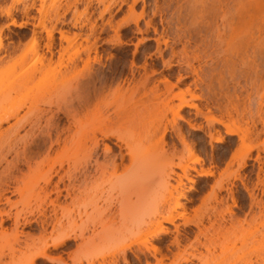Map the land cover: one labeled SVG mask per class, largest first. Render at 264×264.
I'll use <instances>...</instances> for the list:
<instances>
[{
	"label": "rangeland",
	"instance_id": "1",
	"mask_svg": "<svg viewBox=\"0 0 264 264\" xmlns=\"http://www.w3.org/2000/svg\"><path fill=\"white\" fill-rule=\"evenodd\" d=\"M168 1L169 0H0V114L16 111V117H10L8 118V122L1 123L0 131L8 132L7 129H9V126H13L17 119H22L23 121L21 122L22 127L16 130L18 135L17 138L13 136L8 137L11 141L7 138L10 134V129L7 136L4 135L6 132H2V136L0 135V179L3 178L1 175H4L6 171L11 175L7 176L8 174L6 173L7 175L5 174L4 177H11L14 174V179L16 178V181L13 180V182L10 180L8 182L9 185H11L8 187L10 191H4L3 196L6 195L0 197L2 199H0V211L3 212L2 214L0 213V264H27L33 253L38 251L44 244H48L47 252L49 257H51V261L38 258L34 264H264L262 260L264 258V225L261 226L262 222L264 224V60L259 57V59L256 58L255 70L258 74H253L254 72L251 71L248 74V79L245 78L248 75L246 76L243 73H240V75L238 72L237 74L232 73L229 71V68L223 65L222 68L220 66L222 62L219 63V65L217 62H213V64L218 66L210 63L215 69H228V73H225L227 71L224 69L225 72H222V74H225L222 76L216 72L213 73V77L203 74L209 62H206V65L203 64L205 61L204 59L194 61L190 58L188 60H192L191 64L188 60L186 61L183 59L185 63H189L187 65L191 69L187 67L189 69L188 71L184 62H178V59L180 61L183 58L180 57V54L182 53L181 47L184 44L182 43L184 39L180 38L177 40L178 38L175 36L176 27L175 24H173L175 14L173 13V4H169ZM172 17H174V19ZM12 20L17 23H22V25H10L9 22ZM86 56L87 58L90 56L88 59L89 61L86 60L88 66L85 64ZM37 58H40V62ZM200 62L203 65L198 66ZM236 62L238 66L234 63L236 65L235 69L236 67L238 69L242 67L246 68L245 66L247 63L242 61H240L241 63L238 61ZM46 64L47 66H45ZM209 64L208 66H210ZM231 64L232 63H230V66ZM189 65H195L194 68L196 71L198 70L197 73L203 72V75L199 74L197 77V73H192V66ZM41 66L46 69L40 68ZM129 67L130 69L135 68V70L131 69L130 72ZM199 67H202L201 70L197 69ZM34 69H36V71ZM202 69L204 70L202 71ZM27 70H29V72H27ZM33 70L35 81H27L32 75L31 73ZM190 71L192 74H190ZM26 73L31 74L29 78L27 77V84L24 79ZM143 74H145L147 78L145 76L141 79L140 76ZM242 74L247 80H244ZM36 75L38 77H36ZM62 75L64 77H62ZM205 75L206 77H202ZM41 77L43 80L41 79L42 81H38ZM126 77L127 83H124L122 79H126ZM129 78L134 81L139 78L141 80L145 78L148 79L147 81L150 80L147 82L149 84L146 85L147 94L149 93L147 92L148 87L150 88L149 91L151 88H157L158 86L159 89L164 91L165 89L162 87L163 84H161V81L166 78L168 82L170 80L172 83L171 85L175 83V85L178 86L176 87L174 85L175 87L172 86L171 88H174L173 90L176 92H179L177 91L178 88V90H183L186 94L192 90L191 93H195L194 95L198 96H195L196 98L192 100L194 104H196L195 107L198 109L195 107H182V110L176 109V103H178V101L175 99L172 100V103L175 105L171 103V105L175 106L174 110L169 108L171 106L170 104L165 105L162 103L163 101L161 99L158 104L157 102H159V100H155L156 103L152 100L154 105L151 101L147 100V102L150 103H148V106L146 102V107H148L146 108L145 123L146 130L148 131V133L146 131V134L149 137H146V145H148L146 146V153L149 157L154 156L155 159L157 158L154 167L156 169V166H158L157 170L166 169L168 168V164L171 162L173 163L169 165L173 168V171L170 173L171 176L167 183V189L164 187L162 189L157 187L155 185L157 180L154 179L150 185H146V196L148 197L146 201L147 223L143 235H131L124 239L121 238L122 240H120L115 237L112 229H108L102 236L103 240L99 241L100 239H95V243H105L107 244V248L105 250L92 251L90 249H84V240L79 231L81 221L83 220L82 211H84V204L82 203L84 201H82L83 197H81L82 194H80L84 186V181L82 180L83 175L81 174L82 171H72L73 164H77L80 159L79 157L82 156V151L80 152L82 148L79 147V135H76L74 139L75 142L69 140L71 136L68 138L67 142H69V144L66 143L68 146L70 145L68 149H66V145L65 150L62 147L60 148V146H62L61 143L59 147L57 145H53L52 147V149L59 148L58 150L47 151L46 146H48V140L44 138V136L37 134L38 129L35 130L39 128L40 125L38 123L37 125L39 126L34 124L36 127L32 128L33 126H30L29 122L27 123L26 121V118H28L26 114H28L27 110L29 106H31L29 104L32 100V96L34 97L36 93H40L38 94L39 97L41 94L45 96L42 98L44 100L39 99L38 101V106L42 107L41 109L39 108V111L49 107L50 109L46 110H52V112L49 113V111H47L48 114L45 111L44 113L41 112L43 115L38 112L42 115L38 116L46 119L49 114H52L55 118H53V121L55 120L54 122L58 124H54L51 120L50 122L53 124L50 123V129H54L55 126L58 127V125V128H61L63 124L67 125L66 121H68L65 120L68 119L66 113L63 115L61 114L62 112L59 113L63 105V109L65 108L66 110L67 108L72 113L74 111L75 114L76 109L74 108L79 109L80 107V101L77 99L80 95L79 99L82 97V94H80L81 92L84 93L87 90L92 92L94 88L96 89V86L98 87L102 82L107 84L104 85L102 83L104 85L102 86L103 90L106 88L107 91V88H110V92H112L117 85V87H119L121 82H123L122 87H125L124 85L127 84L129 87H132L138 82L136 81L133 85V80ZM31 79L32 77L30 80ZM106 79L108 82H106ZM117 79L118 83L120 82L119 84L115 82ZM193 79H195L194 82L196 83L193 82ZM101 80L103 81L101 82ZM208 80L210 82H208ZM58 81L64 82L58 84ZM91 81L95 85V87L93 85L94 88L92 87ZM128 81L132 84L130 85ZM162 82L164 83V80ZM23 83H25V85ZM63 83L68 84L63 86ZM109 83H112L111 87L108 86ZM83 84H85V86ZM152 84H154V86L158 84V86L154 87ZM206 84L209 85V89L206 87ZM22 85H24V87ZM29 85L31 86L29 87ZM77 86L80 89L77 88ZM81 87H85L86 91H84L85 88ZM102 87L100 89H102ZM188 87L190 90L187 92L186 89ZM111 88H113V90H111ZM125 88H127V86ZM97 89H99V87ZM75 90L78 91L80 95H78ZM161 90H158L159 93ZM41 91L43 92L41 93ZM51 93L52 95H50ZM207 93L212 94V96L213 94L218 95V97L215 95L216 98L213 97L215 100L226 96V101L228 102L226 105H229L225 106L226 101L223 103L225 107H221L222 109L220 107L219 109L216 105H211L214 104L212 102H209V104L211 103L209 105L207 100L204 101L206 95H208ZM220 93L225 96H220ZM61 95H65V99L63 98L64 101L69 102L70 100L69 104L73 103L76 107L71 108L68 103L66 104L62 100L61 97L63 96ZM187 95L186 97L190 98V96ZM47 98L49 100L48 104H46L47 101L45 102ZM209 98L213 99L211 97ZM56 100L58 102L62 100L59 102L61 104L59 105V108H61L60 111L55 110L58 108V102ZM50 102L52 103L51 105ZM56 102L57 106L55 104ZM205 103L208 105L206 106ZM155 104H157V106ZM65 105L67 107H65ZM166 107H168V109ZM63 109L62 111H64ZM111 110L110 108V111ZM177 110L180 116H175ZM69 111L67 112L71 113ZM77 111L78 113L80 112V110ZM45 113L47 114L46 117ZM207 113L208 116L210 115L209 119H207ZM38 116L34 117L37 118ZM79 116L81 115L79 114ZM34 117L31 118L34 120ZM76 117H78V115ZM42 118L40 124L43 129H45L46 126H43V124L45 125V120ZM24 122L27 126L23 124ZM170 123L179 128V136L182 135L184 141L182 144H186V146L181 144L180 139H177L179 137L170 129ZM157 124L161 125L159 126L160 130L163 128V125H168L167 127H169V131L171 132H166L162 142L161 138H159L160 135L157 137V132L160 131H157L156 135L155 132L153 133V129L155 128L153 126ZM42 127H40V129H42ZM72 128L73 131L74 127ZM228 128L229 130H235V133L229 134ZM29 130L31 132L33 131V133L31 134ZM35 131L36 133H34ZM27 132H29L30 135L29 133L27 134ZM149 132H152L153 135ZM208 133L214 137L220 136L222 138L220 139L221 141H212ZM25 135L33 136L31 139L33 138L34 140L31 141L30 137ZM23 136L25 138L27 137L30 140H28V142L32 145L29 144L25 138L20 141L19 137L22 139ZM36 136H40V138L38 139ZM34 137L37 138L39 143H37ZM43 138L47 141L45 140L46 142H44ZM164 139L165 141H163ZM111 140V142L115 141L114 138ZM70 141L75 145L74 147L71 146ZM25 142L29 144V146ZM111 142L108 143L112 147L114 154H117L118 148ZM9 145L13 148H10ZM26 147H29L31 150ZM15 148L23 149L24 152L19 150L21 153L23 152V154L29 151L33 152V149H35L33 153H36V157L35 154L32 156L33 153L31 154L30 152L31 155L29 153L26 154L32 156L28 165H26L24 161L21 162L22 159L20 160L21 156L24 157V155H20V153L17 155V151H15L17 149ZM191 152L193 153L190 154ZM15 155L19 157V159L16 158L14 160L16 157ZM180 156H183L184 159ZM243 157L245 158L244 163L246 162L244 166L243 164L241 165ZM73 158H76L77 161L72 162ZM100 158V160H102V157ZM128 158L127 156V160H124V162H127V165L129 164L128 162H130ZM240 158H242L241 162ZM159 159L160 161L158 162ZM195 160H197V162H194ZM11 161H14L13 164L19 167L15 166L14 169V167H11L14 165L11 164H9L11 165L9 167L8 163H11ZM61 161V165H63L62 169L66 171L70 170V172H68L70 177L68 178L66 176L64 178V183L72 184L70 188H72V191L74 190L72 192L74 195L71 194V197H66L65 200L62 198L63 196H61L58 204L62 207V210L64 209V212L69 210V216L72 217L68 218L65 216L67 213H62L64 215L63 217L61 214V207H59L57 208L56 216L57 218L58 215L59 218L62 216L60 219V226L58 221V225L56 223L54 224V222L52 223L55 225L54 227L59 226L57 227L58 230L57 228L54 229L52 224H49L48 227H46V232H40L42 229L40 225L38 226V224H40L39 222H32L30 225L31 227L24 226L21 223L15 228V225H13L15 220H12L15 214H17V216L19 214L23 217L29 214L32 218H38V220H40L42 216L38 211H41V209L42 211L46 210V215L52 212L49 211L51 210V206L46 204L47 200L45 197L42 198L41 196L43 200H46L44 201L45 205H47L46 207L38 194H43V196H45L43 192L45 184L43 181L50 172L54 173V171H56L55 169L59 172L63 171L60 167L58 169V164L60 166L59 162ZM179 161L182 164L194 167L197 172H195L194 169L190 170L191 167H188L189 169L187 172L189 173H187V176L191 181L189 179L187 180V177L186 179L183 177L182 185H180L181 188H178L181 194H176L174 190L169 194V190L172 189L173 185H176L175 180L177 176L182 173L181 168L179 169V167L173 166L175 162ZM30 162L31 167L29 166ZM124 162H122L119 168H121ZM238 162L240 165H238ZM70 165H72V168ZM165 166L167 167L165 168ZM17 167L18 169H16ZM8 168L11 169L12 173L10 170L8 171ZM78 169H80V166ZM155 169L153 171H155ZM203 169L210 174L202 176L201 172ZM49 170L50 172L48 173ZM65 170L63 172H65ZM118 170L120 171V169ZM198 172L201 173V176ZM46 173H48V175ZM171 177H173V179H171ZM53 180L55 181L56 177H53ZM148 180L147 182L151 181ZM132 181L134 180H131L129 183H132ZM35 183L38 184L34 185ZM219 184L224 188L219 186L221 190L218 189L217 187ZM38 185L44 187H41L42 189L40 188L39 191ZM119 185L118 188L116 187L118 190L114 189L113 192L111 191L113 195L119 194L120 189L126 186V188L124 187L122 189V194H131L132 196H129L133 198L132 200L135 199L136 196L130 193L134 185L128 186L127 183H124L120 188ZM3 186L1 185L2 188ZM12 186H19L20 192L21 190L22 192L9 193L11 189H14ZM30 188L31 191H29ZM115 190L118 192L115 193ZM162 193L163 196L160 195ZM182 194H184V197H181ZM35 195L37 197H35ZM230 195L231 198L235 200L231 199L229 197ZM249 195H251L252 198H250L251 196ZM6 196H8L9 204L6 202ZM116 196L118 200L120 196ZM155 197L158 199L156 200ZM161 197H163V199H161ZM4 199L5 203L3 201ZM113 199L115 198L113 197ZM116 199L114 200L115 202H106L111 212L107 209L106 203L103 205V207L106 206L103 208L105 211L103 213L104 216H106V210L109 212L107 214L108 216L116 215L114 211H117L118 205L116 206V204H119ZM176 199L183 207H174ZM157 203H159V205ZM37 204L38 206L41 204V209H38L40 207H38ZM45 208L49 209L47 210ZM155 209L161 212L160 216H166L169 212L174 214L175 219L173 224L164 223L162 221L163 216L154 218L151 214H153L152 212L153 210L155 211ZM30 210H33V212ZM29 211L30 213L32 212V215ZM38 213L40 215H38ZM137 213H135V215H137ZM80 214L81 216H79ZM179 214H182L183 217H180ZM33 215H35V217ZM49 215L52 214L50 213ZM30 216L27 217L30 218ZM156 219L157 223L155 222ZM160 221L161 225L159 224ZM195 221H200L198 226L200 229L197 228L195 224L193 225ZM164 226L169 232L165 235L160 234L154 236L155 233ZM13 227L15 230L18 229L17 233L13 230ZM49 227L53 228L52 232H50L51 234L49 233ZM175 229H177V231ZM68 230L74 231V235H72L73 233L70 231L71 234H69L71 237L63 246L55 249L53 247L51 248L49 244L59 239L60 236L63 235L65 231L68 232ZM21 231L22 233H20ZM173 237H178V244L172 243L175 239H173ZM132 241H134V246H132V248L137 244L139 247L142 246L141 248L143 249V244L140 245V243L143 242L144 245H146V249H141V251L137 246V248L135 247L129 251H125L124 254L122 251L118 250L120 243H130ZM150 244L157 246L158 250L153 252ZM147 247H150L151 250L150 248L147 249ZM260 252L261 255L259 254ZM258 255L263 258L261 259Z\"/></svg>",
	"mask_w": 264,
	"mask_h": 264
},
{
	"label": "bare ground",
	"instance_id": "2",
	"mask_svg": "<svg viewBox=\"0 0 264 264\" xmlns=\"http://www.w3.org/2000/svg\"><path fill=\"white\" fill-rule=\"evenodd\" d=\"M168 3L173 4V13L175 14V20H174L175 22L173 21V24H175V27H176V30L174 29L176 32V33L174 32L175 36L178 38L177 40H179L180 38L184 39V41H182V43H184L183 46L181 43L182 53L180 54L181 55L180 57H183V58L181 59L180 57H178L181 59L180 61L178 59V62H184L183 59H185L187 61L190 58L194 61L195 60L200 61V60L204 59L205 61L203 64H205L206 62L209 61L208 64L210 62L212 64H213V62H215V63L217 62L219 65V63L222 62L223 64L221 63L220 66L222 68H223V66L229 68V71L232 73L237 74V72H238V74L243 73L247 76L252 71V72H254L253 74H256V75L258 74L255 70V67H256L255 61H257L256 58L259 57V58L264 60V0H169ZM172 18L174 19V17H172ZM9 24L13 25V26H21L22 25V23H17L14 20L9 22ZM49 36H50V34H49ZM173 37H174V35H173ZM165 41H166V39H165ZM49 46H50V44H49ZM47 47H48V45H47ZM88 49H90V48H88ZM86 52L88 53L87 49H86ZM87 56L85 59V64H87L88 63L87 61H89L88 59L90 56L88 58H87ZM95 58H96V56H95ZM93 59H94V56H93ZM39 60H40V58L38 59V61ZM192 60L191 61L188 60L190 64L192 63ZM94 61H96V60H94ZM199 61H197V62H199ZM236 61L245 62V63H247L248 66L245 64L246 66L245 65L244 66L246 68L242 67L241 69H238L236 67V69H235V66L237 65ZM131 63H133V62H131ZM189 63H185L186 69L188 71H189V69H191L187 65ZM211 63L209 64L210 66H208V64L206 63L207 68L205 70L202 69V71L204 70V73L201 71L203 74H207L208 76L213 77L214 72H216L217 74H220V76L229 72L228 69H225V68L224 69L227 72H225L224 69L223 70L217 69V68L215 69ZM230 63H232L231 66H230ZM199 64H198V66L203 65V64H201V62ZM41 65H43V64H41ZM213 65H216V64H213ZM218 65H216V66H218ZM45 66H47V64ZM87 66H88V64H87ZM189 66H192V70H191V71H193L192 73L195 72V74H196L198 70L196 71V69L194 68L195 65L194 66L189 65ZM89 67H90V65H89ZM130 67H129V69H130ZM142 67H144V66H142ZM196 67H197V65H196ZM261 67H263V66H261ZM40 68H43L44 70L46 69L45 67H42V66ZM201 68L199 67L197 69L201 70ZM131 69L135 70V68H131ZM131 69H130V72H131ZM34 70L36 71V69H34ZM34 70L32 73L30 72L32 75L30 73H28V74L26 73L27 75L26 74L24 75V76H26V77H24L25 81L27 80V77L29 78V75H31L30 78L32 77V79L30 80V78H29L27 81L34 80V78H35V77H33L34 76ZM37 70H39V69H37ZM191 71H190V74H192ZM263 71H264V69H263ZM27 72H29V70H27ZM185 72H187V71H185ZM222 72H225V73L222 74ZM202 73H199V74H202ZM37 74H39V73H37ZM40 74H41V72H40ZM132 74H133V72H132ZM199 74L197 73V77L199 76ZM243 74H242V77L244 78L245 76H243ZM145 76L146 75L143 74L142 76H140V78L142 79ZM194 76H196V75H194ZM220 76H218V77H220ZM36 77H38V76L36 75ZM62 77H64V76L62 75ZM202 77H206V75L202 76ZM121 78H118V79H121ZM140 78L138 80H136L138 82L129 78L130 80H133V85L136 82V84L132 87H129L128 84L124 85L125 87L127 86V88L122 87L123 82H121V85H119V87H117L118 85L116 86L114 84L117 88L115 87L114 90H113L114 87L111 88V90H113L112 92H110V90H109L110 88H107L108 90L106 91V88L104 87L105 88L104 90L106 92L109 91L110 93L109 92L106 93L103 90L102 86L107 85L106 83L102 82L103 80H101V82L104 85L102 83L99 84L102 87V89H100L101 87L99 85H98L99 89H97L98 88L97 86L95 89L94 88L95 85L91 81L92 87L94 85V87H93L94 90L93 91L91 90L92 92H89L90 90L86 91L85 87H81V88H85V90L84 89H82V90H84L86 92L80 93V94H82V97L80 99H79V97L81 95L78 93V91L75 90L77 92V94L80 95L77 99L80 101V102L78 101L80 103V107H79V109L74 108V109H76L75 114H74L73 110H72L73 111V113H72L67 108H66V110H65V108L63 109L64 105L62 106V109L66 112L62 111V109L59 108V105H61L59 102L62 101L63 98L65 97V95H61V96H63V97H61L62 100H60L59 102L56 100L58 102V108H56L55 110L60 111V109H61V111L59 113L62 112L61 113L62 115L66 113L67 118H68V119H65V120H68V121H66L67 125L63 124V126L61 125L62 126L61 128H58L59 127V125H58V127L55 126L54 129L53 128L50 129L51 128L50 127V123H51L50 121L51 120L53 121L54 117L52 114L51 115L49 114L50 116L49 115L47 116V114H48L47 111H49V113L52 112V110L51 111L46 110V109H50L49 107L46 108L45 110L43 109L42 111H39V108L41 109L42 107L38 106V101H39V99H42L45 95L42 96V94H41L39 97L38 94H40V93H38V94L36 93V96L35 95H34V97L32 96V98H31L32 100L30 101V104H29V105H31V106H29L30 111H29V109L27 110L28 111L27 113L30 115L26 114V116H28V118H26V121H27V123L29 122L30 126H33L32 128H35L37 123L40 125V127H42L40 124L41 123L40 120H41V118H42L41 116L43 114L41 112H43V113H44V111L47 112V114L45 113L46 114L45 117L47 116L46 119L44 117L42 118L45 120V121L43 120L45 125L43 124V121H42L43 126H46L45 129H43V127H42V129H40V127L35 129V130L38 129V131H39V133L37 131V134H39L40 136L41 135L44 136V138H46L48 140V146H46L47 151L56 150V149L58 150L59 148L52 149V147H53V145L54 146L57 145L59 147V145L61 143H62V146H60V148L62 147L65 150V145H66L67 146L66 149H68V147L70 146V145L68 146V144H69V142H67L68 138L71 136V138H69V140L74 141V139L76 138V135H79V140H80L79 142L81 143V144L79 143V147L82 148V150H80V148H79V150H80V152L82 151V154H81L82 156L79 157L80 159H79V162H77V164L72 163L73 166L70 165V167L71 166L73 167V168L71 167L72 171L73 170L82 171V173L81 172L80 173L83 175L82 180L84 181V184H83L84 186L82 187L83 188L81 190L82 193H80V194H82L81 195V197H83L82 201H84V202H82L84 204V208H83L84 211H82L83 212L82 213L83 220L81 221L79 231H80L82 239L84 240L83 241L85 244L84 249L86 248V249H88V250L90 249L92 251L105 250L107 248V244L95 243L96 242L95 239H97V240L100 239L99 241L103 240L102 236L106 232V230H108V229H112L115 237L117 239L119 238L120 240L127 238V236H131V235H137V236L139 234L143 235L145 230H146V223H147L146 222V201H147L148 197L146 196V185L147 186L150 185V183H152V180L154 179V180H157V183L155 184L157 187H159L161 189L164 187L167 189V183H168V180L171 176L170 173L173 171L172 170L173 168L171 166H169L172 162L170 164H168L169 169L166 168L167 166H165L166 169L157 170L158 166H156V169L154 168L156 165L157 158L155 159L154 156L149 157V155L146 153V146H148V145H146V141H147L146 137H148V136L146 134L147 130H146V123H145L146 121L145 120H146V108L149 106L148 103H150V102H147V100L151 101V103H152V100H154V101L159 100V102H157V104L160 103V101L162 100L163 101L162 103H164L165 105H169V104L171 105L172 100L175 99L178 101V103H176L177 104L176 109H179V110L182 107H190V108L193 107L194 108L196 105V104H194V102L192 100H193V98L195 99L198 96L194 95L195 93H191L192 90L188 92V90H190L189 87L186 89L188 92L187 93L188 95L186 94V92H183V90H178L179 88L177 89V91H179V92H176L175 90H173L174 88L171 89L172 86L175 85V83L173 85H171L172 83L170 82V80L168 82V80H166V78H165V79H163L164 83L166 81L165 84L162 82L163 80L161 81V84H163L162 87H164V89H165V90L163 89L164 91H162L161 89L158 88L159 87L158 84L157 85L155 84V86H154V84H152L154 87L158 86L157 87L158 90H161L162 92L160 91V93H159L157 88H151V90L149 91L150 88L148 87L147 92H149V93L147 94L146 93V87H147L146 85L149 84L147 82H149L150 80L147 81L148 80V79H146L147 76L143 80H141ZM245 78L248 79L249 75ZM245 78H244V80H247ZM20 79H22V78H20ZM41 79H42V77L40 79H38V81ZM96 79H95V81H96ZM102 79H104V78H102ZM118 79H117V81H115L116 83H118ZM209 79H211V78H209ZM23 80H21V81H23ZM126 80H127V77H126V79H122V81H124V83L126 82ZM194 80L195 79H193V82H194ZM27 81L25 82L26 84H27ZM129 81H128V83H130ZM196 81L198 83L197 79H196ZM58 82L57 83L60 84L64 81H58ZM106 82H108V80ZM208 82H210V81L208 80ZM25 83H23V84L25 85ZM68 83H69V81H68ZM68 83H66V84H68ZM194 83H196V82H194ZM66 84L63 83L62 85L64 86ZM131 84L132 83H130V85ZM208 84H206V87H208V89H209ZM24 85H22V86L24 87ZM42 85H44V84H42ZM83 85L85 86V84H83ZM111 85H112V83L111 84L109 83L108 86L111 87ZM30 86L31 85H29V87ZM74 86H76V85H74ZM35 87H36V85H35ZM89 87H90V85H89ZM176 87H178V86H176ZM59 88H60V86H59ZM70 88H71V84H70ZM77 88H79V87L77 86ZM172 91L173 92L175 91V92L173 93ZM42 92L43 91H41V93ZM222 93L224 94L223 91H222ZM222 93H220V96L223 95ZM207 94L208 95H206V99H204V101L207 100L208 104H209V102H212L214 104H211V103L210 104L216 105L218 108L219 107L224 108L225 106L229 105V104L226 105L228 102L226 101L227 97L225 95H223V96H225L224 97L225 100L222 97L219 98L218 100H215L216 96L218 97V95L215 94L216 95L215 96L213 94V96H212V94H209V93H207ZM50 95H52V93ZM78 95H75V96H78ZM186 95L190 96V98L189 97L187 98ZM209 95H211V96H209ZM209 97H211V98L215 97V98H213L214 101H213V99H210ZM42 100H44V99H42ZM46 101H47L46 104H48V101H49L48 98L45 100V102ZM156 101H155V103H156ZM225 101H226V103H225ZM57 102L55 103L56 106H57ZM64 102L66 104L68 103V105H70L71 108L76 107V105H73V103L69 104L70 100H69V102H67V101H64ZM71 102H73V101H71ZM146 102L148 104L147 107H146V105H147ZM40 103H42V102H40ZM43 103H44V101H43ZM223 103H225V106H223L224 105ZM51 104L52 103L50 102V105ZM55 104H53V105H55ZM76 104H77V102H76ZM152 104L154 105V102ZM157 104H155V105L157 106ZM164 104H162V105H164ZM172 104H174V103H172ZM153 105H152V108H153ZM162 105H160V106H162ZM205 105H206V103H205ZM65 107H67V106L65 105ZM174 107L175 106L171 105L169 108L174 110ZM110 108L112 109L111 111H110ZM166 108L168 109V107H166ZM195 108H197V107H195ZM77 110H80V112L78 113ZM67 111H69L71 113H68ZM207 111H209V110H207ZM226 111H227V109H226ZM38 112H40L42 115ZM53 112H54V110H53ZM178 112L179 111L177 110V113L175 116H180V115H178V114H180ZM54 114H55V112H54ZM79 114L81 116H79ZM32 115H34V116L41 115V116H38L36 118ZM77 115H78V117H76ZM207 116H208V113H207ZM10 117L11 118L16 117V111L5 112V113L0 114V129H1V123L6 122V121L8 122V118H10ZM31 117H34V120ZM209 117H210V115L207 117V119H209ZM21 122H23L22 119H17L16 122L13 124V126H15V127L9 126L10 134H9V129H7L8 132L5 131L6 133L4 131H0V135L2 136L3 133H5L4 135H6V136L9 134L7 136V138L12 137V136L14 138H17L18 135L16 133V130L19 127H22ZM23 124H25V122ZM34 124H36V125H34ZM51 124H53V123H51ZM54 124H56V123L54 122ZM170 124H171L170 129L179 137L177 139H180L181 144L184 143V141L182 139L183 138L182 135L179 136L180 135L178 132L179 128L177 126L173 125L172 123H170ZM174 124H176V123H174ZM39 125H37V126H39ZM159 126H161V125L157 124L156 126H153V127H155L153 129V133L155 132V135H156V132L160 131V132H157V134H158L157 137H159V135H160L159 138H161V142H162L163 137H165L164 135L170 129H169V127H167L168 125H166V126L163 125L162 126L163 128L160 130ZM225 126L227 128L226 124H225ZM72 127H74V130L76 129L75 131L73 130L74 132L72 131V129H73ZM229 128H228L229 134L233 133L235 131L233 129L229 130ZM30 130H29V132L32 134L33 131L31 132ZM29 132H27V134ZM72 132H73V134H72ZM30 133H29V135H30ZM34 133H36V131ZM147 133H148V131H147ZM153 133L151 135H153ZM169 133H171V132L169 131ZM174 133H173V135H174ZM52 135H54V136H52ZM25 136H28V135H25ZM40 136H36V137H38V139H39ZM209 136H211L212 141H216V142H220L221 141L220 139H222L220 136L214 137L211 134H209ZM28 137H30L31 141L34 140L33 138L31 139V137H33V136H28ZM36 137H34V138H36ZM20 138L21 137H19V140L22 141L23 138H25V137L23 136L22 139H20ZM44 138H43V141L46 142L47 140L45 139L46 140L45 141ZM112 138H114V140H115V141L113 140L114 142H111ZM8 139H10V138H8ZM25 140H27V142H28L29 139L26 137ZM10 141H11V139H10ZM36 141H37V138H36ZM72 141H70L71 142L70 144H71V146L74 147L75 145L72 144ZM163 141H165V139ZM108 142L113 143V145H115L118 148L117 154H114L112 147L110 146V144ZM148 142H149V140H148ZM23 143H24V141H23ZM37 143H39V142L37 141ZM40 143H42V142H40ZM66 143H68V144H66ZM29 144H31V143H29ZM29 144H27V145L29 146ZM36 144H35V147H36ZM11 145H12V143H11ZM11 145H9V147L13 148ZM80 145H82V146H80ZM182 145H184V144H182ZM184 146H186V144ZM24 147H25V145H24ZM32 148H33V146H32ZM42 148H43V146H42ZM42 148H40V149H42ZM44 148H45V146H44ZM15 149H17V148H15ZM27 149L31 150L29 147ZM19 150L23 151V149H20V148L15 150V151H17V155L19 153H20V155L23 154L24 151L21 153ZM33 150L35 151V149H33ZM39 151H41V150H39ZM29 152L31 154L33 153L32 151H29ZM29 152L23 154L24 157L21 156V158H20V160L22 159L21 162L24 161V164H26V165H28L29 161L32 159V156H34V154L36 157V153H33L32 156H30L31 154ZM36 152H37V150H36ZM28 153L30 154L29 156L26 155ZM45 153H46V150H45ZM192 153L193 152H191L190 154H192ZM47 154H48V152H47ZM127 156L129 157L128 161H130V162H128L130 164V165L128 164L129 166L126 164L127 162H124V160L127 158ZM100 157H102V160H100L101 159ZM155 157H157V156H155ZM180 157L183 158V156H180ZM180 157H178V158H180ZM13 158H14V156H13ZM16 158L19 159V157L16 156L14 158V160ZM244 160H245L244 157H243V161H242V158H240V162L242 161L241 165L243 164V166L246 163V162L244 163ZM67 161H66V163L68 164ZM74 161H77L76 158L75 159L73 158L72 162H74ZM159 161H160V159L158 160V162ZM13 162L12 161H11V163L9 162L8 166L10 167L11 165H14ZM31 162H30L29 166L31 165ZM122 162H124V164H126V165L123 164L122 165L123 167L121 166V168H119L120 165L122 164ZM194 162H197V160H195ZM18 163H20V162H18ZM59 163H60V166L58 164V169H59V167H60V169H62V166H63V165H61L62 161ZM9 164H11V165H9ZM69 164H71V163H69ZM175 164L173 166L179 167V169L181 168L182 173L177 176V179L175 180L176 185L175 186L173 185L172 189L169 190V194L172 192V190H174V192L176 194H181L180 191L178 190V188L180 187V185H182V178L184 177L186 179V177H187V180L189 179L187 176V173H189V172H187V171L191 166H189V165L187 166L185 164H182L180 161L175 162ZM238 165H240L239 162H238ZM15 166H18V165L15 164L14 166H11V167H14V169H15ZM79 166H80V169H78ZM124 166L125 167L127 166V167L125 168ZM18 167L16 169H18ZM67 167H69V166H67ZM68 169H70V168H68ZM118 169H120V171ZM154 169H155V171H153ZM193 169H194V167H191L190 170H193ZM9 170L11 171L10 168H8V171ZM28 170H29V168H28ZM55 170L56 171L53 170L54 173H51L49 170L48 171V173L50 172L49 175H48V173H46L48 176H46V179L43 181L45 184V188H43L44 189L43 192H44L45 196H43V194H41V195L38 194L40 196L39 198H41V196H42V198L45 197V199L48 201L47 202L46 200H43L42 198L41 199L43 201L38 199L39 201H42L44 203L45 207L47 205L51 206V208L49 206L48 207L51 209L49 211L53 212V213L50 212L52 215H49L50 213L46 215V213H45L46 210L42 211V209L40 207L41 204H40V206H38V204H37V206L40 207V208H38V207L37 208L41 209V211H38V212L41 214L42 218L40 220H38L37 217H36L37 219H34L29 214L27 216H30V218H28L26 215L23 217V216H20L19 214H18V216H17V214H15V215H13V218H12V220L13 219L15 220V221L13 220L14 221L13 225H15V228L17 227L18 224H21V223L24 226H30L32 222H35V223L39 222L40 224H38V226L40 225V227L42 229L40 232L43 231V233H44V232H46V229H47L46 227H48V225L52 224L53 222H54V224L55 223L57 224V221H58V224L60 226V223H61L60 219L62 218V216L64 217V215L62 213H64V214L67 213L65 216H67L68 218L72 217V216H69L70 215L69 210H67V212H64L63 211L64 209L62 210V207L58 204L61 196H63L62 198H64V200H65L66 197L69 198V197H71V194H73L72 192L74 190L72 191L71 190L72 188H70V186H72V184L70 185V183L69 184L64 183V178L66 176L68 178L70 177V175L68 173V172H70V170L66 171L64 169L65 172H63L64 171L63 169H62L63 171H61V172H59L57 169H55ZM194 170H195V172H197L196 169H194ZM199 172H198V174L200 175L202 173L201 174L202 176L203 175L206 176V175L210 174V173L206 172L204 169L201 173H199ZM6 173L8 174L7 171H6ZM11 173H12V171H11ZM29 173H30V171H29ZM5 174L1 175V176H3V178L0 179L1 180L0 181V191H1L0 197L3 196L4 191L7 190V192H8V190H9L8 187L11 186V185H9L8 182L10 180L13 181L16 179V178L14 179V176H13L14 174L11 177H7V176L11 175L9 173L8 175L6 174L7 175L6 177H4ZM53 177H56L55 181L53 180ZM147 178L150 179L151 181L148 180ZM171 179H173V177H171ZM131 180H134V181H132V183H129ZM147 180L150 182H147ZM124 183H127L128 186L134 185L132 191L130 189V191H131L130 193H133L136 196L134 200H132L133 198L130 197V196H132L131 194H127V195L122 194V192H123L122 189L124 187L126 188V186H123ZM10 184H11V182H10ZM36 184H38V183H35L34 185H36ZM1 185L2 186L4 185L5 187L3 186V188H2ZM12 185H14V184H12ZM17 185H19V184H17ZM118 185H119V188L121 186H123V187L120 189L119 194L117 193V194L113 195L112 192L114 189H116V187L118 188ZM38 186H39V191H40L41 187H44V186H40V185H38ZM50 186H51V188H50ZM219 186L221 188H224L222 185L219 184L217 187L218 189H220ZM13 188L14 189H11V192H9V193H14V192L19 193L20 192L19 186H15ZM245 188H246V186H245ZM116 190H118V189H116ZM116 190H115V193L118 192ZM29 191H31V188ZM36 191H38V190H36ZM21 192H22V190H21ZM41 193H42V191H41ZM32 194H33V192H32ZM116 195L120 196V197L118 196L119 197L118 200L116 199L117 198ZM160 195L163 196V193ZM249 196H251V195H249ZM35 197H37V196L35 195ZM113 197L119 203V204H116V206L118 205V209L116 212L114 211V214L116 213V215H111V216L109 215L108 216L107 214L109 212H111V210H110V208H108L109 205L106 202L114 201L115 199H113ZM157 197H155L156 200L158 199ZM181 197H184V194H182ZM229 197L231 198V195ZM164 198L166 199L165 196H164ZM250 198H252V196ZM5 199H6V202L9 204L8 196H6ZM5 199L3 200L4 203H5ZM159 199H160V197H159ZM161 199H163V197H161ZM231 199H233V198H231ZM233 200H235V199H233ZM44 201H46L47 205H45ZM104 204L107 205V209L110 210L109 212H108V210H106L107 212L105 213V215L108 216L109 218L104 216V214H103L105 212L103 210V208L106 207V206L103 207ZM157 204L159 205V203H157ZM59 207H61L60 209L62 211L61 212L62 216H60V218H59V215L57 214L58 215V218H57L56 213L58 210L57 208H59ZM111 207H113V206H111ZM174 207H183V205L180 204L179 201H177V199H176L174 202ZM115 208H117V207H115ZM45 209H47V208H45ZM30 211L33 212V210H30ZM30 211H29V213H30ZM139 212L141 215L139 214ZM0 213L2 214L3 212L0 211ZM39 213H38V215H40ZM47 213H48V211H47ZM135 213H137V215H135ZM152 213L153 214H151V215H153L154 218H157L161 215V212L156 211V209H155V211L153 210ZM181 213H183V212H181ZM14 216H15V218H14ZM33 216L35 217V215H33ZM79 216H81V214ZM162 216H160V217H162ZM181 216H182V214L180 215V217ZM162 218H163L162 221L164 223L173 224V221L175 219V215L172 214L171 212H169L168 215L163 216ZM150 219H151V217H150ZM221 219H223V218H221ZM209 220H211V219H209ZM156 221H157V219L155 220V222ZM158 221H159V219H158ZM159 224L161 225V221ZM194 224L197 226V228H199L198 226L200 224V221H198V222L195 221V222H193V225ZM262 225H264L263 222L261 223V226ZM54 226L55 225L52 224V227L54 229L59 227V226H57V227H54ZM15 228L13 230H15ZM49 228H50V230H49V233H50V232H52L53 228H51V227H49ZM17 230L18 229L15 230L16 233H17ZM57 230H58V228H57ZM175 230L177 231V229H175ZM22 231L20 233H22ZM66 231L63 233V235L60 236L59 239H57L56 241L49 244L51 248L53 247L55 249L57 247L63 246L66 243V241L69 240V238L71 237L70 231L72 233L74 231H72V230H70V231L68 230V232H66ZM168 232L169 231L164 226V227H161L160 230H158V232H156L154 236H156V235L158 236L160 234L165 235ZM72 235H74V233ZM175 237H173V239ZM177 238H175L174 241L173 242L171 241V242L178 244L179 240H177ZM133 242L134 241H132L130 243H124V242L120 243L118 250L122 251L124 254L125 251H127V250L129 251L130 249H133L135 247L137 248V246H138L139 250L142 249L141 248L142 246L139 247V245H137V244L135 247L132 248V246H134ZM142 244L144 246L143 249L145 250L146 245H144V243L141 242L140 245H142ZM47 245L48 244H44V246L39 248L38 251L33 253V255L30 257L29 261L27 262V264H34L38 258H43L45 260L48 259L51 261V257H49L48 252H47V250H48ZM150 247L152 248L153 252H156V250H158V247L155 245H151ZM150 247H147V249H149ZM151 248H150V250H151ZM257 254H258V252H257ZM259 254L261 255V252ZM259 257H261V256H259ZM263 257H261V259ZM262 260L264 261V258Z\"/></svg>",
	"mask_w": 264,
	"mask_h": 264
}]
</instances>
